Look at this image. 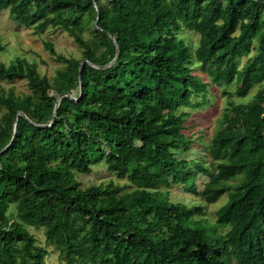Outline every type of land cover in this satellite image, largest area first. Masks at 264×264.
Here are the masks:
<instances>
[{"label": "trees", "instance_id": "trees-1", "mask_svg": "<svg viewBox=\"0 0 264 264\" xmlns=\"http://www.w3.org/2000/svg\"><path fill=\"white\" fill-rule=\"evenodd\" d=\"M4 12L36 35L66 32L82 58L45 42L64 65L52 82L0 60V78L30 91L0 95V264H46L29 227L64 264H264V0H0ZM233 83L240 98L261 88L188 158L192 115ZM97 164L134 189L83 188L77 174ZM173 186L228 201L211 222L171 202Z\"/></svg>", "mask_w": 264, "mask_h": 264}, {"label": "rangeland", "instance_id": "rangeland-1", "mask_svg": "<svg viewBox=\"0 0 264 264\" xmlns=\"http://www.w3.org/2000/svg\"><path fill=\"white\" fill-rule=\"evenodd\" d=\"M182 38H185L187 43H190L192 39L194 42L198 41V36L189 32H184ZM0 39L6 46V51L0 56V60L3 63L9 65L18 57L25 58L36 66L41 76L47 77L51 82L64 65L57 62L45 49V42H52L58 54H62L66 58H82L81 49L66 32L48 29L44 34L36 35L32 29L19 27L15 24L10 19L8 12L0 13ZM246 61L247 58H241L238 66H243ZM195 74L202 77L205 81L209 79L207 69L204 67L197 66ZM237 87L236 83L226 87H210L207 93L210 103L204 109L195 111L188 125V135L194 140L192 151L186 155L188 158H192L197 150H201L202 141L204 143L211 138L214 130L219 127L223 114L230 103H248L261 88L260 86H255L249 95L240 98L235 94ZM11 91L17 96L30 93L26 80L0 78V95L8 94ZM77 180L83 188L113 181L119 188H125L126 191L134 189L128 180H118L103 164L93 166V173L90 175L77 174ZM170 200L173 203L182 202L187 205H203L207 212V217L211 222H214L217 211L228 201V196L222 197L215 205H204L200 198L186 193L180 186H173ZM29 231L36 237L38 244L47 249L46 264H64V261L59 256V251L55 247L47 245L43 229L29 227Z\"/></svg>", "mask_w": 264, "mask_h": 264}, {"label": "water", "instance_id": "water-1", "mask_svg": "<svg viewBox=\"0 0 264 264\" xmlns=\"http://www.w3.org/2000/svg\"><path fill=\"white\" fill-rule=\"evenodd\" d=\"M117 61V57L113 60V62H116ZM87 60H84L82 64L86 63ZM64 96H68L67 94L63 95V96H60L57 100V103H56V107H55V112H54V118L56 117L57 115V110L59 108V105H60V102H61V99L64 97ZM20 115H23L22 113H19ZM17 122H18V118L16 117L15 120H14V133L16 134V131H17ZM15 134H14V137H15ZM14 137H13V140H14ZM13 143V141L11 142V144ZM10 144V145H11ZM9 147V146H8ZM6 147V148H8Z\"/></svg>", "mask_w": 264, "mask_h": 264}]
</instances>
